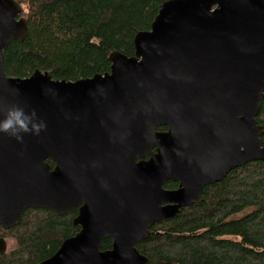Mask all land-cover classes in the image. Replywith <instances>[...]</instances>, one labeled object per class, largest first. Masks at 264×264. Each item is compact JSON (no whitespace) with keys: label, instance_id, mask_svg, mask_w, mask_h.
<instances>
[{"label":"water","instance_id":"obj_1","mask_svg":"<svg viewBox=\"0 0 264 264\" xmlns=\"http://www.w3.org/2000/svg\"><path fill=\"white\" fill-rule=\"evenodd\" d=\"M21 12L0 0V109L34 110L46 127L23 142L0 134V226L28 208L64 215L79 206L80 231L39 264H144L135 245L152 224L264 160V0H166L134 35L132 56L113 51L108 72L75 81L5 73L4 51L28 31ZM167 180L181 188L163 190ZM106 238L112 247L101 250Z\"/></svg>","mask_w":264,"mask_h":264},{"label":"trees","instance_id":"obj_2","mask_svg":"<svg viewBox=\"0 0 264 264\" xmlns=\"http://www.w3.org/2000/svg\"><path fill=\"white\" fill-rule=\"evenodd\" d=\"M16 1L28 31L4 51L5 73L25 78L38 69L75 81L108 72L113 51L132 56L134 35L150 29L166 0ZM256 121L264 142V94ZM74 215L28 208L15 226H0V238L11 240L0 252V264H39L50 257L77 232ZM150 232L135 245L147 258L144 264H264V160L205 186L200 201L156 222ZM111 244L102 240L101 250Z\"/></svg>","mask_w":264,"mask_h":264},{"label":"clouds","instance_id":"obj_3","mask_svg":"<svg viewBox=\"0 0 264 264\" xmlns=\"http://www.w3.org/2000/svg\"><path fill=\"white\" fill-rule=\"evenodd\" d=\"M46 127L35 111H27L20 105H8L0 109V134L7 135L17 142H23L26 134L39 135Z\"/></svg>","mask_w":264,"mask_h":264},{"label":"flooded vegetation","instance_id":"obj_4","mask_svg":"<svg viewBox=\"0 0 264 264\" xmlns=\"http://www.w3.org/2000/svg\"><path fill=\"white\" fill-rule=\"evenodd\" d=\"M167 127L166 126H158L156 128V132L158 133H165L167 131ZM156 148L157 146L151 148V150L149 151V154H146L144 156L143 159H137L136 162H140V161H148L150 158H151V155H155L157 153L156 151ZM45 162L49 165L50 167V170H53L54 169V166H55V163L54 161L51 159V158H47L45 160ZM213 184V183H212ZM207 186V185H206ZM205 187V186H204ZM203 187V188H204ZM180 181L179 180H167L163 183L162 185V189L165 190V191H176L178 189H180ZM203 188H202V191H203ZM202 191H201V197H202ZM194 202H198V201H193L192 203ZM191 203V204H192ZM173 205L174 203H170V202H164V203H161L162 206H166V205ZM189 206V205H188ZM49 210V209H48ZM52 211V210H51ZM71 212H75V215L73 216V220L77 217L78 213H79V206L76 207L75 209H73L72 211L68 212V213H71ZM66 213V214H68ZM57 215V214H56ZM65 215V214H64ZM58 216H61V215H58ZM72 220V222H73ZM155 224V223H154ZM74 225V224H73ZM74 226H77L78 227V230L77 232L73 235L75 236L79 231H80V225H74ZM153 226V224L150 226L149 228V232L151 231V227ZM151 233V232H150ZM72 237V236H71ZM106 239H110L112 241L111 238H106ZM5 240V239H4ZM104 240V239H103ZM101 243V242H100ZM111 247H112V244H111ZM111 249V248H110ZM108 250V249H107Z\"/></svg>","mask_w":264,"mask_h":264},{"label":"rangeland","instance_id":"obj_5","mask_svg":"<svg viewBox=\"0 0 264 264\" xmlns=\"http://www.w3.org/2000/svg\"><path fill=\"white\" fill-rule=\"evenodd\" d=\"M238 216H240V214H238V215H236V216H234V217H238ZM233 217V218H234ZM5 241V249L6 248H8L10 245H11V240L10 239H8V240H4Z\"/></svg>","mask_w":264,"mask_h":264}]
</instances>
